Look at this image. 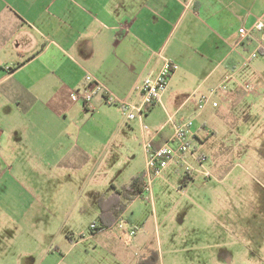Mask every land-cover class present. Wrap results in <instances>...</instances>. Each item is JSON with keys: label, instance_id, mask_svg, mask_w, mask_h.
I'll return each mask as SVG.
<instances>
[{"label": "crops", "instance_id": "crops-1", "mask_svg": "<svg viewBox=\"0 0 264 264\" xmlns=\"http://www.w3.org/2000/svg\"><path fill=\"white\" fill-rule=\"evenodd\" d=\"M260 16L264 0H0V223L49 218L58 236L73 235L87 210L97 218L99 196L144 171L142 124L157 147L171 135L174 113L193 119L192 140L200 129L209 135L213 117L264 123V39L256 31L240 35ZM164 58L178 69L141 117L127 120L102 93L89 108L71 97L89 73L138 106L136 86ZM221 85L198 110L197 96ZM192 145L153 184L168 169L203 161ZM16 236L12 245L0 229V264H75L66 261L73 245L61 249L44 238L30 246Z\"/></svg>", "mask_w": 264, "mask_h": 264}, {"label": "rangeland", "instance_id": "rangeland-1", "mask_svg": "<svg viewBox=\"0 0 264 264\" xmlns=\"http://www.w3.org/2000/svg\"><path fill=\"white\" fill-rule=\"evenodd\" d=\"M206 125L209 135L200 129V140H192L205 159L164 171L152 200L135 198L110 230L91 233V210L68 238L49 218L2 222L0 229L11 233L12 245L18 231L30 246L45 245L44 238L61 249L73 245L66 261L75 264H135L143 256L152 264H264V123L213 117Z\"/></svg>", "mask_w": 264, "mask_h": 264}, {"label": "built area", "instance_id": "built-area-1", "mask_svg": "<svg viewBox=\"0 0 264 264\" xmlns=\"http://www.w3.org/2000/svg\"><path fill=\"white\" fill-rule=\"evenodd\" d=\"M259 32L261 38L264 39V18L258 17L249 29H241L240 35L245 38L250 32ZM257 55V51L251 52L248 58ZM178 69V64L168 58H164L163 63L155 76L145 78L140 85L136 86L141 96V102L138 106L132 105L126 98H118L110 92L108 88L96 79L93 75L87 73L84 77V84L73 91L71 97L74 101H80L82 105L89 108L95 94L102 93L107 104L118 106L122 109L127 120L131 121L136 117H141L145 111L158 103L162 95L167 91L168 83L171 75ZM225 89L224 85L210 89L208 93L199 94L196 99L198 110H202L209 102L211 97L219 90ZM246 91H253L252 86H245ZM195 94L190 96L193 98ZM168 120L172 123V133L169 138L157 147L152 145V140L144 134L147 125L141 126V145L145 151V168L143 171V194L149 200H152V185L154 179L160 175L162 170L171 161L183 159L184 154L193 149L192 139L194 133L192 131L193 119L191 117L177 116L175 113L168 116ZM186 170L188 168L186 167ZM205 177H210L209 172H203ZM90 228H95L92 223Z\"/></svg>", "mask_w": 264, "mask_h": 264}, {"label": "trees", "instance_id": "trees-1", "mask_svg": "<svg viewBox=\"0 0 264 264\" xmlns=\"http://www.w3.org/2000/svg\"><path fill=\"white\" fill-rule=\"evenodd\" d=\"M143 172L139 175L133 176L127 185L119 188L114 187L113 192L107 196H99L98 208L99 214L93 222L95 228L90 231L92 234L109 230L113 224L121 217L126 207L137 197L142 196L143 193ZM147 258L140 260L139 264H152ZM154 262L158 261L155 256Z\"/></svg>", "mask_w": 264, "mask_h": 264}]
</instances>
